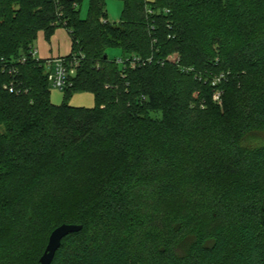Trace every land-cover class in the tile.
Returning <instances> with one entry per match:
<instances>
[{"label": "trees", "instance_id": "1", "mask_svg": "<svg viewBox=\"0 0 264 264\" xmlns=\"http://www.w3.org/2000/svg\"><path fill=\"white\" fill-rule=\"evenodd\" d=\"M121 1L110 23L106 0H0V264H39L63 224L52 264H264V0ZM61 26L79 65L55 105L30 50Z\"/></svg>", "mask_w": 264, "mask_h": 264}, {"label": "rangeland", "instance_id": "2", "mask_svg": "<svg viewBox=\"0 0 264 264\" xmlns=\"http://www.w3.org/2000/svg\"><path fill=\"white\" fill-rule=\"evenodd\" d=\"M105 11H106V20L108 22L118 23L122 17L123 2L121 0H106ZM88 14H89L88 0H84L83 4L81 6V9H80V17L82 19H85V18H87ZM63 24L64 23L62 22V25ZM42 47L48 52L50 51V48L52 47L53 56L55 58H57V56L59 55L57 50H56L58 47L60 49V55H65L70 50V47H71V37L69 35L68 30L64 26H61V27L57 28L54 31L53 35L49 38H47L43 33H40L38 38H37L35 48H37V50L39 52L42 49ZM108 54H109L110 58L116 59V60H118L122 56V52L120 49L109 50ZM62 57H64V56H62ZM38 58H39V56H38ZM40 60H42V59H40ZM42 61H43V66L45 68V65H46L45 63L47 60H42ZM50 98H51V101L53 104L61 105L65 101V92H64V90L57 89L53 85H51ZM69 104L73 107L93 108L96 105V101H95L94 95L90 92H76L69 99ZM215 104H217V103L215 102ZM218 105L222 106L221 104H218ZM263 184H264V182H263ZM253 205L254 204L248 205L246 203H242L240 206H244V208H246L247 206L253 207ZM167 208H168V205H161L160 206V209L162 211L167 210ZM235 209L238 210V207L234 208L233 210H235ZM256 213L257 212H255V215H256ZM257 216H259V210H258ZM49 235H48V237H49ZM47 238H46V236L41 234L36 241V245L40 247V246L45 244V246H46L47 245V242H46ZM42 254H41V256H42Z\"/></svg>", "mask_w": 264, "mask_h": 264}, {"label": "built area", "instance_id": "3", "mask_svg": "<svg viewBox=\"0 0 264 264\" xmlns=\"http://www.w3.org/2000/svg\"><path fill=\"white\" fill-rule=\"evenodd\" d=\"M59 1L58 0V7H59ZM77 7V5H76ZM61 10V7L58 8V12ZM165 12H169L166 10ZM146 13L149 16L154 15V10L151 8L146 9ZM107 20H103V22H106ZM31 57L36 60L37 62H40L41 60L38 58V50L34 46L30 50ZM26 61V58L16 59V60H10V61H4L2 60L3 67L2 71H7L10 75H15L17 73V63L18 64H24ZM153 59L149 58L146 61L142 60L138 57L133 58H119L117 60V63L120 65H127L131 68H135L139 65L146 64V62H152ZM165 62L179 65L180 62V56L178 54H172L169 55L163 62L162 65L165 64ZM45 69L49 73V79L51 82V85H53L55 88L64 90L67 88L70 84V78L76 74L77 67L79 65V58L74 54L72 58L67 59L66 57H59L53 60H47L45 63ZM184 72L190 73L193 72L192 68H181ZM225 79V74L217 75L212 78V85L217 87V90L213 94V100L217 104H222V97H223V91L219 88V85L222 83V81ZM4 89L10 93H15L16 89L12 82L9 84L4 85Z\"/></svg>", "mask_w": 264, "mask_h": 264}, {"label": "water", "instance_id": "4", "mask_svg": "<svg viewBox=\"0 0 264 264\" xmlns=\"http://www.w3.org/2000/svg\"><path fill=\"white\" fill-rule=\"evenodd\" d=\"M262 224L264 225V203L262 206ZM83 229L82 225L63 224L56 228L50 235L48 245L39 264H52L57 251L61 248L64 238L72 233H78Z\"/></svg>", "mask_w": 264, "mask_h": 264}, {"label": "crops", "instance_id": "5", "mask_svg": "<svg viewBox=\"0 0 264 264\" xmlns=\"http://www.w3.org/2000/svg\"><path fill=\"white\" fill-rule=\"evenodd\" d=\"M70 35V34H69ZM71 37V36H70ZM37 41V40H36ZM35 44H36V42L34 43V47H35ZM40 50V49H39ZM57 50V52H58V56H57V58H59V57H62V56H64V57H66V56H68L70 53H71V51H72V39H71V47H70V50L65 54V55H60V49H59V47L56 49ZM38 56H39V58L40 59H42V60H53V59H56L54 56H53V49H52V47L50 48V51L48 52V51H46L43 47H42V49L38 52Z\"/></svg>", "mask_w": 264, "mask_h": 264}]
</instances>
